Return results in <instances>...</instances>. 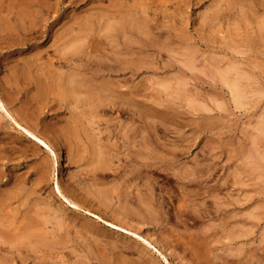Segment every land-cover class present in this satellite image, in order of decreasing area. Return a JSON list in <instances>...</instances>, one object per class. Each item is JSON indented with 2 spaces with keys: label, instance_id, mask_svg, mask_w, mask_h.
<instances>
[{
  "label": "rangeland",
  "instance_id": "rangeland-1",
  "mask_svg": "<svg viewBox=\"0 0 264 264\" xmlns=\"http://www.w3.org/2000/svg\"><path fill=\"white\" fill-rule=\"evenodd\" d=\"M27 1L0 99L55 156L0 112V264H264V0Z\"/></svg>",
  "mask_w": 264,
  "mask_h": 264
},
{
  "label": "bare ground",
  "instance_id": "bare-ground-1",
  "mask_svg": "<svg viewBox=\"0 0 264 264\" xmlns=\"http://www.w3.org/2000/svg\"><path fill=\"white\" fill-rule=\"evenodd\" d=\"M1 1H2V0H1ZM39 1H40V0H39ZM3 2H4V1H3ZM9 2H11V4H12V2H13V4L16 3V8H17V7H20L19 12H18L17 15H19L18 17L21 19V21H22V20L24 21L25 18H27V12L29 11V10H27V9H29V8H28V6H29L28 3H29V1H27V0H14V1L12 0V1H10V0H9ZM33 2H34V1H33ZM4 3H5V2H4ZM30 3H32V2H30ZM37 3H38V1H37ZM6 4H7V3H6ZM13 4H12V5H13ZM7 5H10V4L8 3ZM7 5H6V6H7ZM14 5H15V4H14ZM14 5H13V6H14ZM37 5H38V4H37ZM40 5H41V4H40ZM42 5H43V4H42ZM1 6H2V5H1ZM1 6H0V7H1ZM13 6H12V7H13ZM10 7H11V6H10ZM10 7H9V8H10ZM12 7H11V8H12ZM29 7H30V6H29ZM1 8H2V7H1ZM13 8H14V7H13ZM16 8H15L14 10H15V11H18ZM30 8H33V7H30ZM43 8H44V7H43ZM7 9H8V8H7ZM5 10H6V7H5ZM8 10H9V9H8ZM10 10H11V9H10ZM36 10H37V9H36ZM0 11H1V10H0ZM11 11H12V10H11ZM11 11H10V12H11ZM8 12H9V11H8ZM8 12L6 11L7 14H8ZM10 12H9V13H10ZM13 12H14V11H13ZM32 12H33V11H32ZM15 13H17V12H15ZM13 14H14V13H13ZM28 14H29V16H30V14H32V13H28ZM9 15H10V14H9ZM32 15H33V14H32ZM1 17H2V16H1ZM13 17H14V16H13ZM30 17H31V16H30ZM35 17H36V15H35ZM37 17H38V16H37ZM6 18H7V17H5V19H6ZM3 19H4V17H3ZM3 19H2V21H4V22L7 21V19H6V20H3ZM28 19H29V18H28ZM28 19H26V21H28ZM33 19L36 20V18H33ZM0 20H1V19H0ZM31 20H32V19H31ZM34 20H32V22H35ZM17 23H19V22H17ZM23 23H24V22H23ZM27 23H28V22H27ZM3 24H4V23H3ZM3 24H1V25L3 26ZM24 24H25V23H24ZM28 24H29V23H28ZM8 25H9V24H8ZM18 25L20 26V24H18ZM5 26H7V25H5ZM26 26H28V25H26ZM29 26H30V25H29ZM34 26H36V25H34ZM34 26L32 25V27H34ZM3 27H4V26H3ZM21 27H22V24H21ZM32 27H30V28H32ZM119 27H120V26H119ZM1 28H2V27H1ZM5 28H9V27H5ZM5 28H2V29H5ZM23 28H24V27H22V30H23ZM2 29H0V30H2ZM33 29H34V28H33ZM27 30H28V28L26 29V31H27ZM31 30H32V29H31ZM6 31H7V30H6ZM9 31H10V30H9ZM23 31H25V29H24ZM32 31H33V30H32ZM28 32H29V31H28ZM33 34H34V32H33ZM70 37H71V36H70ZM72 37L74 38V36H72ZM72 37H71V38H72ZM75 39L77 40L78 38L75 37V38L72 39L71 41H73V40H75ZM80 41H81V40H80ZM75 42H76V41H73L72 43L75 44ZM70 43H71V42H70ZM79 44H80V43H79ZM72 46H73V45H72ZM61 47H62V49H63L64 46H61ZM72 48H73V49H74V48H75V49H76V48L79 49V47H77V46H76V47H72ZM69 49H70V48H69ZM67 50H68V49H67ZM72 51H73V50H72ZM72 51L70 52L71 54H72ZM63 54H64V53H63ZM73 54H74V51H73ZM35 55H36V54H35ZM37 55L39 56L40 54H38V52H37ZM37 55H36V56H37ZM59 55H60V57H61L62 54H59ZM59 55H58V56H59ZM78 55H80V54H78ZM78 55H77V56H78ZM29 56L31 57V55H29ZM36 56H34V53H33V57H36ZM38 56H37V57H38ZM56 56H57V54H56ZM64 56H65V55H64ZM75 56H76V55H75ZM33 57H32V58H33ZM60 57H58V58L60 59V61L64 59V58H62V57H61V58H62V59H61ZM76 58H77V57H76ZM36 59H37V58H35V59L33 58V60H36ZM30 60H31V59H30ZM51 60H52V59H51ZM70 60H71V59H70ZM38 61H39V59H38ZM45 61H46V60H45ZM47 61H49V60H47ZM52 61H53V60H52ZM54 62H55V61H54ZM65 62H66V61H65ZM34 63H35V65H38V64H37V61L34 62ZM45 63H46V62H45ZM49 63H50V61H49ZM51 63H52V62H51ZM51 63H50L49 65H51ZM32 64H33V63H32ZM52 64H53V63H52ZM88 64H89V61H88ZM39 65H40V64H39ZM41 65H44V64H41ZM49 65L46 64L47 67H49ZM108 65H109V64H108ZM46 66H43V68H41V70L44 69V67H46ZM58 66H59V65H58ZM88 66H90V64H89ZM33 67H34V66H33ZM51 67H52V66H51ZM90 67H91V66H90ZM90 67H88V68H90ZM93 67H94V66H93ZM99 67H100V66H99ZM107 67H108V66H107ZM53 68L55 69V67H53ZM91 68H92V67H91ZM101 68H102V66H101ZM35 69H36V68H35ZM48 69L50 70V68H48ZM48 69H45L46 72L49 71ZM36 70H37V69H36ZM47 70H48V71H47ZM101 70L103 71V69H101ZM39 71H40V69H39ZM50 71L52 72L53 70L51 69ZM58 71H59V70H58ZM91 71H92V70H91ZM40 72H41V74H43L42 71H40ZM44 73H45V72H44ZM48 73H49V72H48ZM52 73H53V72H52ZM54 73H55V72H54ZM54 73H53V74H54ZM58 73H59V72H58ZM61 73H62V72L60 71L59 74H61ZM75 73H76V72H75ZM75 73H74V74H75ZM225 73H226V72H225ZM225 73H224V74H225ZM227 73H228V72H227ZM22 74H24V71L22 72ZM25 74H26V73H25ZM27 74H28V73H27ZM35 74H37V73H35ZM50 74H51V73H50ZM50 74H47V75H49V76H51V75L54 76V75H55V74H54V75H53V74L50 75ZM70 74H71V73H70ZM74 74L72 75L73 77H71L70 80H69L70 77H68V79L66 78V76L64 77V78L67 79L66 81H67V83H68V85H69V88H71V89L73 90L72 92H68V91H66V93H68V95H70V93H71L72 95H74V93H78V92L80 91L81 88H82V89H83V88H84V89L87 88L86 86L83 87V86L81 85L82 87H81V88L79 87V89H77L78 86H79V84H80V81L77 80L78 78H75V77H74ZM76 74H77V73H76ZM224 74H223V75H224ZM43 75H44V74H43ZM61 75H62V74H61ZM61 75H60V76H61ZM38 76L41 77V75L39 74V72H38L37 78H38ZM44 76H45V75H44ZM52 76H51V77H52ZM58 76H59V75H58ZM77 76H78V75H77ZM77 76H76V77H77ZM82 76H83V75H82ZM21 77H22V76H21ZM42 77H43V76H42ZM55 77H56V76H54V79H55ZM61 77H62V76H61ZM224 77H225V76H224ZM21 79H22V78H21ZM24 79H25V78H24ZM26 79H27V78H26ZM43 79H45V78L43 77ZM48 79H49V77H48ZM57 79H58V78H57ZM86 79H87V78H86ZM22 80H23V79H22ZM81 80H82V79H81ZM83 80H84V79H83ZM87 80H88V79H87ZM225 80H226V79H225ZM25 81H26V80H25ZM28 81H29V80H28ZM39 81H40V79H39ZM41 81L43 82V84H42ZM41 81H40V84H39V87H38V88H39V92H40L41 94H44V95H41L40 97H42V96H43V97L46 96L45 94L48 92V90H47L48 87H51L52 90H53V88L56 87V85L58 84V83H56L55 86L52 87V84H54V83H52L53 78L50 79L51 82H49V81L47 82V81H43V80H41ZM59 81H60V78H59ZM61 81H62V80H61ZM61 81H60V82H61ZM93 81H94V79H93ZM102 81H103V80H102ZM104 81H105V80H104ZM35 82H36V81H35ZM46 82H47V85H49V86L46 85ZM91 82H92V81H91ZM236 82H237V81H236ZM236 82H234V83H236ZM38 83H39V82H38ZM97 83H99V82H97ZM102 83L104 84L105 82H102ZM50 84H51V85H50ZM63 84L65 85V83H63ZM84 84H86V83H84ZM95 84H96V83H95ZM95 84H94V85H95ZM99 84H100V83H99ZM103 84H102V85H103ZM105 84H107V83H105ZM110 84H111V83H110ZM168 84H169V83H168ZM232 84H233V83H232ZM236 84H238V82H237ZM36 85H38V84H36ZM58 85H59V84H58ZM66 85H67V84H66ZM66 85H65V88H68ZM87 85H88V84H87ZM107 85H108V84H107ZM107 85H106V86H107ZM111 85H112V84H111ZM161 85H162V84H161ZM234 85H235V84H234ZM62 86H63V85H62ZM103 86H105V85H103ZM159 86H160V85H159ZM165 86H166V85H165ZM36 87H37V86H36ZM58 87H59V86H58ZM85 87H86V88H85ZM88 87H89V86H88ZM109 87H110V85H109ZM235 87H236V85H235ZM60 88H61V86H60ZM62 88H64V87H62ZM62 88H61V89H62ZM160 88H161V87H160ZM166 88H168V87H166ZM230 88L232 89V87H230ZM237 88H239V87L237 86ZM237 88H234V89H233V95H234V98H233V99H235L236 103H239V104H240V103H241V102H240V99H241L242 96H241V94H240V92H239V90H238ZM48 89H50V88H48ZM54 89H56V88H54ZM58 89H59V88H58ZM58 89H56V91H59V90H60V89H59V90H58ZM82 89H81V90H82ZM88 89H90V87L87 88V90H83V91H85L84 94H85V93H86V94L89 93V96H91L90 93H93V92H92L93 90H92L91 92H87V91H90L92 88H91L90 90H88ZM104 89H105V88H104ZM130 89H131V88H130ZM37 90H38V89H37ZM77 90H78V91H77ZM106 90H107V89H106ZM128 90H129V89H128ZM163 90H164V88H163ZM50 91H51V90H50ZM83 91H82V92L80 91L81 94L83 93ZM161 91H162V90H161ZM39 92H38V93H39ZM60 92H61V91H59V93H60ZM62 92H63V91H62ZM64 92H65V90H64ZM105 92H106V91H105ZM105 92H104V93H105ZM230 92H231V91H230ZM59 93H58V94L56 93V95H58V96L61 95V94H59ZM231 93H232V92H231ZM241 93H242V91H241ZM64 94H65V93H64ZM81 94H80V95H81ZM86 94H85L84 96H86ZM93 94L95 95L96 93H93ZM93 94H92V96H94ZM133 94H134V93H132V95H133ZM37 95H38V97H39V94H37ZM72 95H70V96H72ZM80 95H79V96H80ZM96 95H97V94H96ZM96 95H95V96H96ZM102 95H103V97H99V98H101V99H100V100H101L100 102H102V100H103L104 97H105L106 99H108V97H106L105 94H102ZM102 95L99 94V96H102ZM104 95H105V96H104ZM134 95H135V94H134ZM231 95H232V94H231ZM233 95H232V96H233ZM61 96H63V98H64L63 93H62ZM74 96H75V95H74ZM74 96H73V97H74ZM77 96H78V95H77ZM92 96H91V98H92ZM38 97H37V99L39 100ZM97 97H98V95H97ZM65 98H67V97H65ZM65 98H64V100H65ZM44 99H45V98H43L42 101H43ZM57 99H58V98H57ZM61 99H62V98H61ZM67 99H68V98H67ZM75 99H76V98H75ZM77 99H78V98H77ZM80 99H82V98H80ZM80 99H79V100H80ZM94 99H95V101H97V100H96V97H94ZM94 99H93V100H94ZM112 99H113V98H112ZM71 100H73V99L71 98ZM90 100L92 101V99H90ZM104 100H105V99H104ZM241 100H242V99H241ZM40 101H41V100H40ZM58 101H59V99H58ZM75 101H77V100H74V102H75ZM85 101H87V100L85 99ZM88 101H89V100H88ZM88 101H87V103H88ZM106 101H107V100H106ZM106 101H103L101 105L103 106L104 102L107 103ZM109 101H110V100H109ZM242 101H243V100H242ZM38 102H39V101H38ZM59 102H61V101H59ZM65 102H66V101H65ZM79 102H80V101H79ZM83 102H84V101H83ZM36 103H37V102H36ZM87 103H86V104H87ZM89 103H90V101H89ZM93 103H94V102H93ZM98 103H99V102H98ZM66 104H67V103H66ZM99 104H100V103H99ZM239 104H238V105H239ZM58 105H59V104H58ZM77 105H78V104H77ZM79 105H80V104H79ZM88 105H89V104H88ZM108 105H109V103H108ZM108 105H104V106H103V107H104V110H105V106H108ZM238 105H237V106H238ZM240 105H242V104H240ZM7 106H8V105H7ZM91 106H92V104H91ZM94 106H95V105H94ZM94 106H93V107H94ZM237 106H236V107H237ZM66 107H69V106H66ZM74 107H75V106H74ZM97 107H98V106H97ZM111 108H112V107H111ZM121 108H122V107H121ZM95 109H96V108H95ZM97 109H99V108H97ZM100 109H101V108H100ZM67 110H68V109H67ZM69 110H70V109H69ZM71 110H72V109H71ZM71 110H70V111H71ZM115 110H116V109H115ZM124 110H125V109H124ZM117 111H118V110H117ZM125 111H126V110H125ZM0 112H3V115H5L4 118H5V117L8 118L9 121H10V123H11V124L14 126V128L17 130V132H18L20 135H22V136H24L25 138H27V139L29 140V143H30V142H31V144L33 143V145L37 146V148H44V149L47 151V153L49 152L51 155L55 156V154H54V152H53L51 146H50V145H49V144H48V143L42 138V136H41V137L38 136L39 134H37L36 132L32 131L30 128H28V126L23 125V124L21 123L22 119H21V121H20L19 119L17 120L15 117H13V116L7 111V108H6V106H5V103H3V101H2L1 99H0ZM23 112L25 113V111H23ZM27 112H28V110H26V113H27ZM129 112H130V111H129ZM102 113H103V112H102ZM118 113H119V112H118ZM22 114H23V113H22ZM122 114H123V113H122ZM124 114H126V113H124ZM1 115H2V113H1ZM23 115H24V114H23ZM27 115H28V114H26V117H24V118L27 119V117H30V115H29V116H27ZM80 115H81V114H80ZM76 117H78V116H76ZM119 117H120V116H119ZM30 118H31V117H30ZM120 118H121V117H120ZM26 119H25V120H26ZM72 119H73V118H72ZM124 119H125V116H124ZM28 120H29V119H28ZM74 120H75V119H74ZM74 120H73V121H74ZM79 120H80V118H79ZM19 121H20V122H19ZM31 121H32V120H31ZM76 121L79 122L77 118H76ZM118 121H119V120H118ZM33 122H34V121H33ZM33 122H32V124L34 125L35 122H34V123H33ZM72 123H73V122H72ZM74 123H76V122H74ZM74 123H73V124H74ZM120 123H122V122H120ZM67 124H68V123H67ZM80 124H81V123L79 122V125H80ZM123 124H124V123H123ZM70 125H72V124H70ZM117 125H118V124H117ZM67 126H69V124H68ZM75 126H76V125H75ZM121 126H122V125H121ZM125 126H126V124H125ZM30 127H31V126H30ZM72 127H74V125H73ZM72 127H71V128H72ZM123 127H124V126H123ZM75 128H77V127H75ZM75 128H74V129H75ZM79 128H80V127H79ZM124 128H125V127H124ZM124 128H123V129H124ZM151 128H152V126H151ZM153 128H154V127H153ZM259 128H260L261 130H264V121L261 122ZM35 129H36V128H35ZM118 129H119V128H118ZM118 129H117V130H118ZM123 129H122V130H123ZM157 129H158V128H157ZM66 130H67V129H66ZM68 130H69V128H68ZM79 130H80V129H79ZM87 130L89 131L88 127H87ZM151 130H152V129H151ZM126 131H127V130H126ZM66 132H68V131H66ZM122 132H123V131H122ZM154 132H155V131H154ZM154 132H153V134H154ZM263 132H264V131H263ZM263 132H261V133H263ZM18 133H17V134H18ZM39 133L42 134L43 132H39ZM69 133H70V132H69ZM72 133L74 134V132H72ZM88 133H89V132H88ZM128 133H129V131H128ZM76 134H78V133H76ZM126 134H127V132H126ZM129 134H130V133H129ZM78 135H79V134H78ZM78 135H76V136H78ZM128 136H129V135H128ZM128 136H127V137H128ZM153 136H154V135H153ZM66 137H67V136H66ZM118 137H119V136H118ZM123 137H124V136H123ZM130 137H131V136H130ZM130 137H129V139H130ZM155 137H156V135H155ZM21 138H22V137H21ZM63 138H64V136H63ZM70 138H71V137H70ZM64 139L67 140L66 138H64ZM79 139H80V138H79ZM121 139H122V137H121ZM28 140H27V141H28ZM76 140H78V139H76ZM124 140H126V139H124ZM80 141H81V140H80ZM130 141H131V140H130ZM65 142H66V141H65ZM67 144H68V142H67ZM131 144H132V143H131ZM144 144H146V143H144ZM130 146H131V145H130ZM95 147H96V146H95ZM149 147H150V146H149ZM170 148H171V147H170ZM34 149H35V148H34ZM148 149H149V148H148ZM152 149H153V148H152ZM152 149H151V150H152ZM168 149H169V148H168ZM35 150H38V149H35ZM97 151H98V150H97ZM100 152H101V151H100ZM100 152H99V153H100ZM105 152H106V151H105ZM49 153H48V154H49ZM96 153H97V152H96ZM100 154H102V153H100ZM100 154H99V156L101 157ZM96 156H97V155H96ZM104 156H105V155H104ZM100 157H99V158H100ZM139 157H140V156H139ZM97 158H98V157H97ZM99 158H98V159H99ZM135 158H138V157H135ZM103 159H104V158H103ZM143 159H144V158H143ZM101 160H102V158H101ZM136 160H137V159H136ZM138 160H139V159H138ZM144 160H145V159H144ZM97 161H98V160H97ZM103 161H104V160H103ZM105 161H106V160H105ZM96 163H97V162H96ZM104 164H105V163H104ZM100 165H102L101 162H100ZM107 165H108V164H107ZM105 166H106V165H105ZM105 166H104V167H105ZM143 167H144V166H143ZM143 167H142V168H143ZM153 167H154V166H153ZM145 168H147V167H145ZM157 168H158V166H157ZM95 169H96V167H95ZM98 169H99V167H98ZM103 169H104V168H103ZM106 169H107V168H106ZM147 169H148V168H147ZM151 169H152V167H151ZM99 170H100V169H99ZM101 171H102V170H101ZM148 171H149V170H148ZM148 171H147V172H148ZM167 171H168V170H167ZM150 172H151V171H150ZM153 172H154V171H153ZM174 172H175V171H174ZM193 173H194V172H193ZM155 174H156V173H155ZM183 174H184V173H183ZM186 174H187V173H186ZM175 175H176V174H175ZM191 175H193V174H191ZM165 176H166V175H165ZM165 176H164V177H165ZM172 176H173V175H172ZM178 177H179V176H178ZM180 178H181V177H180ZM184 178H185V176H184ZM188 178H189V177H188ZM192 178H193V176H192ZM119 179H120V178H119ZM189 179H190V178H189ZM236 179H237V178L235 177L234 180H236ZM169 180H170V179H169ZM183 181H184V179H183ZM191 181H193V180H191ZM182 183H183V182H182ZM191 183H192V182H191ZM235 183H236V182H235ZM192 184H193V183H192ZM185 186H186V185H185ZM56 188H57V190L60 192V189H59L58 185H56ZM115 190H116V189H115ZM116 194H117V193H116ZM117 196H118V195H117ZM6 198H7V197H6ZM7 199H8V198H7ZM161 205H162V204H161ZM0 207H1V206H0ZM4 208H5V207H4ZM4 208H3V209H0V212H2L3 210L7 209L8 207L5 208V209H4ZM1 210H2V211H1ZM0 215H1V214H0ZM1 216H3V214H2ZM1 216H0V217H1ZM5 216H7V214H4V218H3V219H5ZM179 216H181V215H179ZM184 216H185V215H184ZM181 217H182V216H181ZM251 217H252V216H251ZM8 218H9V217H8ZM184 218H185V217H184ZM186 218H187V220H189V219L194 220V218H191L190 216H189V217L187 216ZM0 220H1V218H0ZM3 221H4V220H3ZM6 221H7V220H6ZM8 222H9V221H8ZM1 223H4V222H2V220H1L0 224H1ZM5 225H6V223H5ZM111 225H112V224H111ZM9 226H10V225H9ZM0 227H1V226H0ZM10 228H11V227H10ZM3 229H4V228H3ZM9 232H10V231H9ZM9 232H8V233H9ZM243 232H244V231H243ZM5 233H6V232H5ZM236 233H237V231H236ZM244 233L246 234V232H244ZM245 234H244V235H245ZM7 235H8V234H7ZM236 235H237V234H236ZM239 236H241V235H239ZM26 237H27V235H26ZM20 238H21V237H20ZM24 238H25V236H24ZM25 239H26V238H25ZM4 243H5V242H4Z\"/></svg>",
  "mask_w": 264,
  "mask_h": 264
}]
</instances>
